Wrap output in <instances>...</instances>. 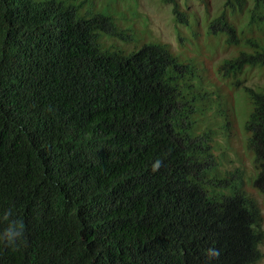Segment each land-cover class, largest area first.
Returning a JSON list of instances; mask_svg holds the SVG:
<instances>
[{"label": "trees", "instance_id": "16d2710c", "mask_svg": "<svg viewBox=\"0 0 264 264\" xmlns=\"http://www.w3.org/2000/svg\"><path fill=\"white\" fill-rule=\"evenodd\" d=\"M75 1L0 0V210L26 225L0 264H258L261 208L209 176L212 138L193 134L195 67L168 44L102 49L123 36L113 17H84ZM207 34L238 50L217 72L244 91L264 191V88L244 85L246 69L264 68V0H225Z\"/></svg>", "mask_w": 264, "mask_h": 264}, {"label": "rangeland", "instance_id": "374dc122", "mask_svg": "<svg viewBox=\"0 0 264 264\" xmlns=\"http://www.w3.org/2000/svg\"><path fill=\"white\" fill-rule=\"evenodd\" d=\"M43 2L44 0H33ZM66 6H77L75 0H58ZM85 1L80 15L101 13L112 16L120 37L103 36L102 49H120L130 53L148 42L168 44L186 66H194V86L200 95L193 134L210 133L217 166L209 171L211 178L230 179L231 186L258 201L264 215V191L255 188L257 169L253 154L247 148L244 131L249 112L242 89H236L222 78L217 67L238 53L226 47L225 39L208 36V26L224 8L225 0H177L188 24L178 22L173 5L163 0H81ZM253 0H250V5ZM247 16L240 18L241 26ZM181 38V39H180ZM244 77V76H243ZM244 85L264 88V68L246 69ZM234 112V114H233ZM195 116V115H194ZM228 116V117H227ZM228 122L232 127H227ZM238 177H241V182ZM231 188L229 192H234ZM257 199V200H256ZM264 253V245L261 246ZM258 264H264V258Z\"/></svg>", "mask_w": 264, "mask_h": 264}, {"label": "clouds", "instance_id": "9594fccd", "mask_svg": "<svg viewBox=\"0 0 264 264\" xmlns=\"http://www.w3.org/2000/svg\"><path fill=\"white\" fill-rule=\"evenodd\" d=\"M253 161H254V154H253ZM160 163L161 162L159 160L155 161V163L153 164L154 171L159 168ZM25 233H26L25 222L14 215L13 209L11 207L0 210V246H7L9 248L17 247L24 240ZM203 255L207 260L210 261L212 258L217 257L219 255V252L217 249L213 247H209L203 250Z\"/></svg>", "mask_w": 264, "mask_h": 264}]
</instances>
